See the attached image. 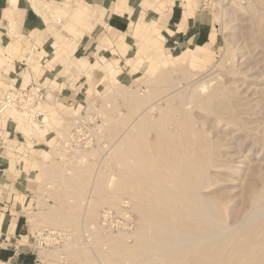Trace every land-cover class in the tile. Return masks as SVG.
Listing matches in <instances>:
<instances>
[{"label": "rangeland", "instance_id": "obj_1", "mask_svg": "<svg viewBox=\"0 0 264 264\" xmlns=\"http://www.w3.org/2000/svg\"><path fill=\"white\" fill-rule=\"evenodd\" d=\"M198 2L216 24L210 52L177 59L197 46L139 34L124 58H93L119 60L113 83L70 50L78 103L38 71L35 47L22 83L0 74V101L33 74L47 92L43 120L0 112L19 130L0 131V153L28 169L14 195L29 235L55 234L38 264H264V0Z\"/></svg>", "mask_w": 264, "mask_h": 264}, {"label": "crops", "instance_id": "obj_2", "mask_svg": "<svg viewBox=\"0 0 264 264\" xmlns=\"http://www.w3.org/2000/svg\"><path fill=\"white\" fill-rule=\"evenodd\" d=\"M215 29L213 18L198 0H0V74L5 79L0 82L22 83L21 56L35 47L38 71L59 78L64 86L57 94L67 104L78 103L81 91L74 93L75 70L70 67L72 72H65L70 50V59L76 56L81 68L101 67L115 83L119 60L103 57L104 65L94 63L96 53L124 58L132 51L136 35L142 34L162 50L197 46L172 53L177 59L190 52L192 57H202L218 38ZM56 47L63 50L56 52ZM33 79L34 74L27 85ZM5 129L19 132L17 125L8 122L5 127L0 124L2 133ZM27 170L22 156L0 153V264H38L34 241L23 242L25 235L33 240V234L26 226L24 204L14 195L25 192Z\"/></svg>", "mask_w": 264, "mask_h": 264}, {"label": "built area", "instance_id": "obj_3", "mask_svg": "<svg viewBox=\"0 0 264 264\" xmlns=\"http://www.w3.org/2000/svg\"><path fill=\"white\" fill-rule=\"evenodd\" d=\"M46 99V89L36 81L27 86H10L0 101V112L15 110L27 119L43 120V103ZM54 235L48 230L38 233L36 237L33 235L36 248H40L42 244L50 243L54 239Z\"/></svg>", "mask_w": 264, "mask_h": 264}, {"label": "bare ground", "instance_id": "obj_4", "mask_svg": "<svg viewBox=\"0 0 264 264\" xmlns=\"http://www.w3.org/2000/svg\"><path fill=\"white\" fill-rule=\"evenodd\" d=\"M49 113H46V116H45V118H44V120L47 122V115H48ZM49 121V120H48ZM76 121H78V120H76ZM34 124V123H33ZM41 128V127H40ZM170 158V157H169ZM62 258H64V255H62Z\"/></svg>", "mask_w": 264, "mask_h": 264}, {"label": "water", "instance_id": "obj_5", "mask_svg": "<svg viewBox=\"0 0 264 264\" xmlns=\"http://www.w3.org/2000/svg\"><path fill=\"white\" fill-rule=\"evenodd\" d=\"M209 223H210V221H209ZM211 224L213 225V223L211 222Z\"/></svg>", "mask_w": 264, "mask_h": 264}]
</instances>
